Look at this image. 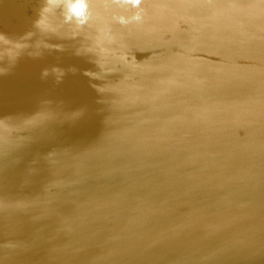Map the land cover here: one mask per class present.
Returning a JSON list of instances; mask_svg holds the SVG:
<instances>
[{
  "label": "water",
  "instance_id": "95a60500",
  "mask_svg": "<svg viewBox=\"0 0 264 264\" xmlns=\"http://www.w3.org/2000/svg\"><path fill=\"white\" fill-rule=\"evenodd\" d=\"M10 2L0 264H264V80L224 102L199 70L264 64V0H86L83 23L72 0Z\"/></svg>",
  "mask_w": 264,
  "mask_h": 264
},
{
  "label": "bare ground",
  "instance_id": "6f19581e",
  "mask_svg": "<svg viewBox=\"0 0 264 264\" xmlns=\"http://www.w3.org/2000/svg\"><path fill=\"white\" fill-rule=\"evenodd\" d=\"M10 1H12V0H8V3H11ZM29 11L39 13L37 15L32 14L31 18H30V22H32V23L34 22L36 24V26H38L43 31H46L48 28H50V26L52 25V19L53 20L57 19L55 17H52V14H49L47 12L35 11V10H29ZM97 20H98V23H101L99 18H97ZM94 23H96V22H94ZM0 25H1V23H0ZM16 26L18 28L21 27L20 21H16ZM134 44H136V43H134ZM85 50L88 51V48H85ZM88 55H84V57H81V59H86L88 57ZM162 59L167 60L168 62H171V63H175L179 67L185 66L187 69H190V70L196 69L195 66L193 64H191V62L180 61V60H177V59H174L171 57L162 58ZM242 65H244V73L246 75L241 74ZM186 68H183V69H184V73L187 75L188 70ZM169 69H170L169 72H166L163 74L165 76V78L162 79L161 76L159 77L160 80L162 79L160 82H161V85L163 86L164 89H170L173 85V83H172L173 80H175L174 78H171L174 75V72L172 71L171 68H169ZM199 70H210L211 73L221 75V78L219 79L217 84L221 83V84H225V85L230 87V91L228 93L227 98H223L224 100L221 99V101H224V102L230 101L231 96L235 93L247 92L249 87L252 86V85H249V83L246 82V80L242 76L255 78L256 84L254 86L261 85L263 80H264V64H261V63H242L239 65H235V64H224L223 65L222 64L220 66H216L213 68H206V67L201 66L199 68ZM248 75H250V76H248ZM164 80H169V81L166 82ZM195 84H196V80L191 78L189 80V82L186 83V85H185V87H186L185 91L190 90L192 92V86H195ZM210 84L211 85H217L215 83H210ZM235 86H238L239 89L238 90H232V88ZM258 95L259 94H256V96H258ZM210 99L216 101L217 98L210 97ZM72 118H73L72 120H74V119H76V116L73 115ZM51 121L55 122V124H57V121H54V120H51ZM56 127H59V129L61 131L64 130L65 132H68V131H71L72 122L70 119H65V120L61 121V124L56 125Z\"/></svg>",
  "mask_w": 264,
  "mask_h": 264
},
{
  "label": "clouds",
  "instance_id": "9594fccd",
  "mask_svg": "<svg viewBox=\"0 0 264 264\" xmlns=\"http://www.w3.org/2000/svg\"><path fill=\"white\" fill-rule=\"evenodd\" d=\"M133 5H139L141 0H130ZM69 18L76 17L80 23H83L86 17L87 3L86 0H72L69 4ZM139 19V17H137Z\"/></svg>",
  "mask_w": 264,
  "mask_h": 264
}]
</instances>
